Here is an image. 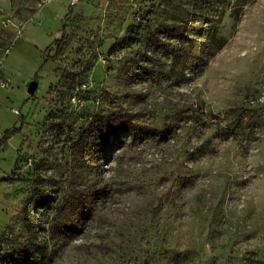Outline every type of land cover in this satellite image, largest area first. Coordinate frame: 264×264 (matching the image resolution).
I'll return each mask as SVG.
<instances>
[{"label":"rangeland","instance_id":"374dc122","mask_svg":"<svg viewBox=\"0 0 264 264\" xmlns=\"http://www.w3.org/2000/svg\"><path fill=\"white\" fill-rule=\"evenodd\" d=\"M69 3L0 0V235L28 191L98 182L107 196L49 264H156L167 248L264 264V0ZM110 100L154 131L89 162L70 124Z\"/></svg>","mask_w":264,"mask_h":264},{"label":"trees","instance_id":"16d2710c","mask_svg":"<svg viewBox=\"0 0 264 264\" xmlns=\"http://www.w3.org/2000/svg\"><path fill=\"white\" fill-rule=\"evenodd\" d=\"M184 28L185 25L179 24L174 29L183 32ZM63 36L64 34L61 38L55 39L56 56L61 52L62 44L59 41L64 42ZM64 73L61 83L70 89V84L76 81L78 75L69 71ZM108 103V108L106 106L99 112L90 114V119L79 127L76 126V118H73L69 127V131L76 132L73 139L74 147L80 148L81 155L89 158V162L97 160L98 155L103 153L108 145L115 144L121 132L126 131L132 137H139L142 133L154 131L150 126L142 127L135 124L121 103L113 101ZM51 192L36 189L26 193L20 210L0 235V242L7 245L5 248L0 247V264H49L57 252L59 240L73 237L81 229L80 225L83 227L84 223L95 216L97 200L107 196L106 186L99 185L98 182L86 189L74 186L69 190L62 188L60 191ZM50 212L52 214H47L51 215L47 224L48 237L39 239V233L45 228H42L41 224H34L33 218L38 213ZM122 255V257L128 255V247ZM155 259L156 264H182L186 259V253L167 248L158 252ZM143 261L146 263L144 258Z\"/></svg>","mask_w":264,"mask_h":264},{"label":"water","instance_id":"95a60500","mask_svg":"<svg viewBox=\"0 0 264 264\" xmlns=\"http://www.w3.org/2000/svg\"><path fill=\"white\" fill-rule=\"evenodd\" d=\"M36 88H37V81L32 80L28 83L26 91L28 94L32 95L35 92Z\"/></svg>","mask_w":264,"mask_h":264},{"label":"built area","instance_id":"2783aa9c","mask_svg":"<svg viewBox=\"0 0 264 264\" xmlns=\"http://www.w3.org/2000/svg\"><path fill=\"white\" fill-rule=\"evenodd\" d=\"M78 2V0H70V5L73 6ZM1 85H4L3 82H1Z\"/></svg>","mask_w":264,"mask_h":264}]
</instances>
